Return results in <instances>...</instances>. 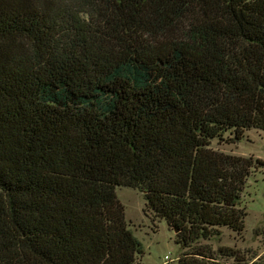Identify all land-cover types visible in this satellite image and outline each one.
Listing matches in <instances>:
<instances>
[{
  "label": "trees",
  "instance_id": "trees-1",
  "mask_svg": "<svg viewBox=\"0 0 264 264\" xmlns=\"http://www.w3.org/2000/svg\"><path fill=\"white\" fill-rule=\"evenodd\" d=\"M250 128L264 0H0V264H141L116 186L175 264H264L201 242L244 228L255 161L210 141Z\"/></svg>",
  "mask_w": 264,
  "mask_h": 264
},
{
  "label": "rangeland",
  "instance_id": "rangeland-1",
  "mask_svg": "<svg viewBox=\"0 0 264 264\" xmlns=\"http://www.w3.org/2000/svg\"><path fill=\"white\" fill-rule=\"evenodd\" d=\"M231 136L226 132L222 138L212 139L210 146L255 161L240 197V205L246 211L244 228L235 232L221 227L219 236L201 242L214 249L223 245L236 248L246 256L260 255L264 252V163L256 160L264 162V130L246 129L242 137L234 141ZM115 192L123 204L129 228L141 243L142 253L138 257L141 264H175L182 248L174 241V231L165 220H151L144 214L142 192L129 186H116Z\"/></svg>",
  "mask_w": 264,
  "mask_h": 264
},
{
  "label": "built area",
  "instance_id": "built-area-1",
  "mask_svg": "<svg viewBox=\"0 0 264 264\" xmlns=\"http://www.w3.org/2000/svg\"><path fill=\"white\" fill-rule=\"evenodd\" d=\"M165 257L167 258V256L165 255Z\"/></svg>",
  "mask_w": 264,
  "mask_h": 264
},
{
  "label": "water",
  "instance_id": "water-1",
  "mask_svg": "<svg viewBox=\"0 0 264 264\" xmlns=\"http://www.w3.org/2000/svg\"><path fill=\"white\" fill-rule=\"evenodd\" d=\"M174 231H176V229H174Z\"/></svg>",
  "mask_w": 264,
  "mask_h": 264
}]
</instances>
